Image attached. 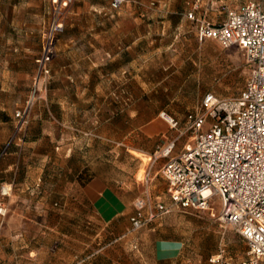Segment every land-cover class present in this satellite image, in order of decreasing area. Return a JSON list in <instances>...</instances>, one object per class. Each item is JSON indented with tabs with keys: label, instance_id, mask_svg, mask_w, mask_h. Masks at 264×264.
Instances as JSON below:
<instances>
[{
	"label": "rangeland",
	"instance_id": "374dc122",
	"mask_svg": "<svg viewBox=\"0 0 264 264\" xmlns=\"http://www.w3.org/2000/svg\"><path fill=\"white\" fill-rule=\"evenodd\" d=\"M111 1L74 0L69 11H88L76 20L94 27L114 20L103 16L109 10L134 11L135 44L128 52L129 57L134 55L133 67L127 68L126 56L120 55L118 78L106 79L110 62L79 59L77 48L72 50L74 65L68 66V59L60 55L64 24L56 35L49 73L36 80L35 59L41 53L50 2L0 0V264L36 260L30 251L34 248L49 256L59 250L60 259L70 257L50 264H242L247 245L218 220L217 197L210 199L214 215L172 205L170 212L137 230L130 224L124 237L129 241H114L112 230L94 218L80 226L57 221L64 189L87 180V169L107 173L132 189L135 199L170 204L160 173L167 158L163 151L175 137L193 141L181 121L200 107L208 92L220 98L237 96L248 75L237 46L196 39L194 23L184 16L194 0H123L115 9ZM244 1L201 0L198 12L218 22L228 8ZM118 40L123 42L121 37ZM126 87L132 98L122 92ZM109 90L116 96L111 98ZM110 108L111 124L106 120ZM19 110L22 117L16 115ZM161 112L178 125L172 127ZM151 121L162 127L147 135L143 127ZM132 124L135 130L127 134ZM69 169L83 172L76 177ZM3 186L10 187L6 194L1 193ZM161 241L180 243L176 258H156ZM259 264H264V257Z\"/></svg>",
	"mask_w": 264,
	"mask_h": 264
},
{
	"label": "built area",
	"instance_id": "2783aa9c",
	"mask_svg": "<svg viewBox=\"0 0 264 264\" xmlns=\"http://www.w3.org/2000/svg\"><path fill=\"white\" fill-rule=\"evenodd\" d=\"M49 2V21L41 53L35 59L36 80L49 73L56 35L63 29L74 0ZM122 2L112 0L110 7L115 9ZM199 7L200 0H195L185 13L195 25L197 40L237 46L245 57L248 75L237 96L220 98L208 92L200 107L186 114L184 130L192 134L193 142H187L174 155V142L163 151L167 158L160 173L167 183L170 204L161 199L152 203L137 198L129 220L131 228L137 230L170 212L172 205L214 215L210 199L217 197L218 220L233 228L247 245L242 264H259L264 257V0H245L228 8L219 22L205 18L198 12ZM16 115L22 117L23 111ZM160 115L172 127L178 125L167 113ZM9 189L3 186L1 193ZM23 264L40 263L30 260Z\"/></svg>",
	"mask_w": 264,
	"mask_h": 264
},
{
	"label": "crops",
	"instance_id": "0c3cea01",
	"mask_svg": "<svg viewBox=\"0 0 264 264\" xmlns=\"http://www.w3.org/2000/svg\"><path fill=\"white\" fill-rule=\"evenodd\" d=\"M86 13L90 14L88 11L77 8L68 12V19L66 18L67 21H65V30H63L64 38L60 45L62 50L60 55L68 59L67 65L70 67L74 65L72 51L74 48H77L80 51L79 59L82 57L86 59L94 57L100 61L108 60L110 63L106 67L107 70L105 77L109 80H115L118 78L116 69L118 67L117 60L119 59L120 55L126 56L124 63L126 64L127 68H129V65L132 67L134 65V55L131 53L129 57L128 52L129 49H132L135 44V13L134 11L129 10L114 12L109 10L104 12L103 16L106 19L113 18L114 20L110 19L106 25L97 27L89 26V24L83 26L80 24V22H77L76 19L83 17ZM120 37L123 39V42L121 43L118 40ZM125 50L126 52H124ZM100 69L103 68L101 67ZM65 76L68 78L70 77V74L67 73ZM125 77V81L129 82V73H127ZM130 81H134L133 73L130 75ZM122 92H125L128 99L129 97H133L128 87H126V91L122 90ZM107 94L110 95L111 98L116 96V92L113 90L107 91ZM62 108L65 109V107ZM94 109L96 110L97 107ZM110 110V116H108L106 120H108L111 124L113 122V111L112 108H110ZM49 114H51L54 118L53 112L49 111ZM115 115H117V112ZM94 119L95 123H97V116H95ZM181 123L185 127L186 119H183ZM61 124L69 127V129L73 128L70 125H66L65 122ZM160 124L156 122L153 123L152 121L149 122L143 127L144 133L147 135L154 134L156 128L162 127ZM134 130L135 128L132 124L130 130L129 128L127 129V134L134 132ZM179 134H182V130ZM171 142H174L171 150V155H174L183 148L187 141H180L178 137H175L171 140ZM92 170L93 171H90V173L89 169L86 170L88 179L83 181V183L78 184L77 182V185H68V187L64 189L63 200L60 202L57 208L61 216L58 217L59 220L57 221L62 226H68L71 223H75L76 225L80 226L84 224H90L92 222L91 218H94V220H96V222H98L100 225L108 226V229L112 230L110 234H112L114 241L124 239L129 241L124 237L126 236V231L130 227L129 217L134 212V192L132 189L126 187L122 183L120 184L116 180L113 181V179L107 173L97 170L96 168L95 170ZM68 172L74 173L75 171L69 169ZM82 172L83 170L81 169L77 170L75 172L76 177H78ZM6 184L7 186L12 187L11 183ZM88 213H91V215ZM179 246V242H159L156 246V258L159 260L176 258L178 255ZM30 251L31 254H36V260L39 261L40 264H50L53 261H61L59 263L70 261V257H62L60 259L58 257L60 254L59 250L56 251L54 255L50 256L46 255L44 252H42L43 250H40L39 248H34Z\"/></svg>",
	"mask_w": 264,
	"mask_h": 264
}]
</instances>
